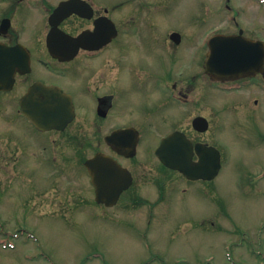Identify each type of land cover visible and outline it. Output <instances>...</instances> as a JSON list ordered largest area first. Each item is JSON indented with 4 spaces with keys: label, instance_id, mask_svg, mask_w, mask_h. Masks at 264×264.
Segmentation results:
<instances>
[{
    "label": "rangeland",
    "instance_id": "obj_1",
    "mask_svg": "<svg viewBox=\"0 0 264 264\" xmlns=\"http://www.w3.org/2000/svg\"><path fill=\"white\" fill-rule=\"evenodd\" d=\"M112 2L117 24L135 33L121 35L122 43L112 46L114 57L122 66L144 68L145 81L191 63L202 74L204 41L212 28H242L246 36L264 39V0ZM31 28L28 21L21 41L34 50ZM174 30L182 35L175 51L168 45ZM127 78L124 73L122 80ZM201 79L197 107L179 108L181 126L194 114L210 118V129L200 136L222 154L219 175L210 182L188 181L162 172L152 151L159 135L170 131L167 121L178 115L166 111L164 122L163 111L145 105L153 123L143 129L137 159L146 178H137L131 200L122 196L109 208L94 201L84 169L72 157L63 161L69 182L63 177L52 184L51 163L32 158L41 150L37 141L52 134H32L17 115L16 94H0V264H264V87L225 92ZM247 92L260 104L239 108Z\"/></svg>",
    "mask_w": 264,
    "mask_h": 264
},
{
    "label": "flooded vegetation",
    "instance_id": "obj_2",
    "mask_svg": "<svg viewBox=\"0 0 264 264\" xmlns=\"http://www.w3.org/2000/svg\"><path fill=\"white\" fill-rule=\"evenodd\" d=\"M7 2L6 5L0 2V40L9 45L23 43L29 59H25L23 67L14 71L13 87L8 91H0V94L11 92L16 94L17 115L25 119L32 129V134L37 133L39 137L44 134L54 136L51 140L50 137L45 141L38 140L41 150L38 154L39 148L35 149L37 155L32 158L35 157L36 161H39L38 158L42 157L43 162L51 163L52 170L47 174L52 177V184L58 185L59 179L63 177L68 178L69 182V169H65L63 161H68L72 157V160L77 161L84 169L85 185L91 187L94 196L97 190L106 191L108 186H113L116 190L121 189L120 197L112 207L120 202L122 196H129L131 200L137 178H146V172L137 159L142 149L143 129L151 127L153 123L142 110L145 105L152 107V110L163 111L161 118L164 122L167 120L164 112L173 110L177 112L178 116L174 115L167 121L171 129L163 133L159 142L169 133L182 131L193 143L191 154L193 161H198L200 156L196 144L199 142L214 144L200 136L204 132L198 131L194 126L197 114L191 116L185 126H181L182 112L179 109L182 107L185 111L191 112L197 107L195 91L198 78H202L201 81L207 78L212 84L213 82L218 85L228 84V88H233L231 91H237L241 83H244L242 87L245 89L255 86L261 90L260 81H264L262 72L229 76L208 74L205 73L203 63V73L200 75L197 67L191 63L181 69H171L167 74L156 72L155 76L158 78L145 81L149 75L145 74L144 68L134 66L132 63L122 66L114 57L115 49L112 46L122 43L119 42L122 40L121 35L135 34L131 26L122 28L114 19L112 11L117 8L116 2L112 0H7ZM63 2H67V7L72 13L60 21L54 19L51 22L49 18ZM109 19L115 22L117 33L113 32L114 27L110 26L112 22ZM28 21H31V29H34L31 32V37L36 40L37 45L34 50L25 41H21ZM97 24L101 26L100 34L95 36L96 41L100 42V39L108 37L110 41L101 44H91L89 40L82 44L77 41L81 33L94 32ZM50 36L52 42L49 44L47 39ZM168 45L170 50L175 51L181 42ZM210 51L211 45H207L204 56ZM122 71L128 76L126 81L122 80ZM147 86L150 87L148 91L145 90ZM128 91L133 95L136 91L140 96L130 98L126 93ZM27 94L36 100V104L34 101L26 103L24 109L35 115L36 120L40 119L38 114L41 103L51 105L53 100L65 98L67 95L73 102L74 118L66 124H59L43 131L36 122L30 121L23 114L22 99ZM241 97L244 98L245 104L238 106L239 108L246 104L254 106L260 104L259 98L253 99L250 93H243ZM29 104L31 106L27 107ZM246 113L248 114V111ZM117 130H121V133L118 134ZM28 146L33 149L31 144L28 143ZM98 153L108 155L120 165L117 166L115 161L108 160L95 162L93 167L96 173L108 171L105 178H95L98 180L96 185L93 183L87 162ZM148 154L151 155L150 152ZM148 156L144 159H148ZM157 161L162 172L172 171L182 175L178 170L168 168L158 158ZM222 163L221 154V169ZM87 180L89 182H86ZM158 181L159 187L164 188L165 181L162 178ZM98 204L105 206L103 203Z\"/></svg>",
    "mask_w": 264,
    "mask_h": 264
},
{
    "label": "water",
    "instance_id": "obj_3",
    "mask_svg": "<svg viewBox=\"0 0 264 264\" xmlns=\"http://www.w3.org/2000/svg\"><path fill=\"white\" fill-rule=\"evenodd\" d=\"M67 4H62L57 9V13L67 15L70 12L65 10ZM172 37L179 42L180 34L174 32ZM212 51L206 61V69L208 72H215L222 75H231L236 73L264 71V41H254L245 38L242 33L237 35H218L211 39ZM23 47L20 45L10 47L6 44L0 43V74L10 76V81H13L12 71L17 67H22V57L25 53ZM5 82V80H3ZM9 82V81H7ZM66 98V99H65ZM59 100H53V104L39 106V118L36 120L35 115L28 113L27 115L34 118L39 127L47 128L50 124L58 125V123L66 124L74 117V110L71 100L65 96ZM33 98L27 96L24 98L25 102L31 103ZM30 107V104L27 105ZM27 113V112H26ZM41 122V124L39 123ZM195 126L200 130L208 128L207 120L203 117H197L194 120ZM118 134L121 130L116 131ZM197 151L200 156L198 162L192 161L193 146L191 142L185 137L183 133L176 132L168 135L161 146L156 150V154L162 158L167 166L181 170L185 176L189 178H214L221 167L220 153L214 147H207L204 144L196 145ZM108 160L106 156L99 154L94 159L87 162L91 174L95 178H105L108 171L95 172L94 163L98 161ZM118 166V165H117ZM131 181V175L129 176ZM98 185V180L94 181ZM121 189L116 190L113 186L97 190V200L105 202L108 205L114 204Z\"/></svg>",
    "mask_w": 264,
    "mask_h": 264
}]
</instances>
